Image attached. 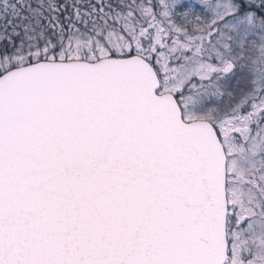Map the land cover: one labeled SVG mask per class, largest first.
Segmentation results:
<instances>
[{"label":"snow or ice","instance_id":"obj_1","mask_svg":"<svg viewBox=\"0 0 264 264\" xmlns=\"http://www.w3.org/2000/svg\"><path fill=\"white\" fill-rule=\"evenodd\" d=\"M0 264H264V0H0Z\"/></svg>","mask_w":264,"mask_h":264}]
</instances>
